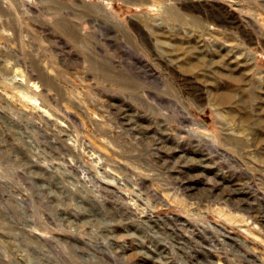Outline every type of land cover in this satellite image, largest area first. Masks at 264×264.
I'll list each match as a JSON object with an SVG mask.
<instances>
[{"label": "rangeland", "instance_id": "374dc122", "mask_svg": "<svg viewBox=\"0 0 264 264\" xmlns=\"http://www.w3.org/2000/svg\"><path fill=\"white\" fill-rule=\"evenodd\" d=\"M0 264H264V0H0Z\"/></svg>", "mask_w": 264, "mask_h": 264}, {"label": "bare ground", "instance_id": "6f19581e", "mask_svg": "<svg viewBox=\"0 0 264 264\" xmlns=\"http://www.w3.org/2000/svg\"><path fill=\"white\" fill-rule=\"evenodd\" d=\"M188 188V187H187Z\"/></svg>", "mask_w": 264, "mask_h": 264}]
</instances>
